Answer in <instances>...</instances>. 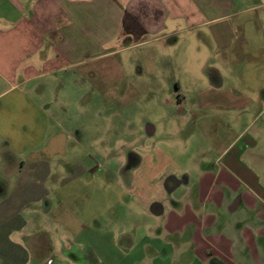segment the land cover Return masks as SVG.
<instances>
[{"label": "crops", "instance_id": "crops-1", "mask_svg": "<svg viewBox=\"0 0 264 264\" xmlns=\"http://www.w3.org/2000/svg\"><path fill=\"white\" fill-rule=\"evenodd\" d=\"M189 39L209 40L213 53L183 56L179 69L193 76L182 88L173 82L180 109L170 120L186 125L204 110L205 130L220 122V132L204 139L216 143L208 147L213 161L203 152L185 167L192 137L169 140V152L147 125L119 183L129 204L140 198L135 230L131 219L120 224L104 212L106 203L101 211L96 192L80 200L90 214L80 215L76 192L48 198L67 179L62 140L79 137L78 129L73 136L55 126L44 138L47 124L59 123L52 109L62 117L69 102L67 85L56 87L53 78L83 67L107 78L111 64L100 61L120 50L134 54L143 74L170 61L177 69L176 55L158 45ZM44 92L37 104L27 96ZM18 103L24 122L13 127L17 136L0 132L11 149L0 152V264H264V0H0V128L14 126ZM70 167L71 177L83 171L77 159ZM187 173L197 174L192 182Z\"/></svg>", "mask_w": 264, "mask_h": 264}, {"label": "rangeland", "instance_id": "rangeland-1", "mask_svg": "<svg viewBox=\"0 0 264 264\" xmlns=\"http://www.w3.org/2000/svg\"><path fill=\"white\" fill-rule=\"evenodd\" d=\"M194 36L195 34H193ZM189 40L192 43L187 41L181 43L180 40L175 45L169 43L158 45V49L161 48V52L166 50L170 58L176 55L174 57L178 65L177 69L172 67V62L170 61V66L168 63V66L163 68V70H159L152 75H146L141 73L138 66L139 61L134 59L132 52L120 50L118 54L100 61V63L111 64L110 76L106 75L107 78L101 70L97 72L91 67H83V70L79 68V73L68 71L67 74L63 73L59 76L60 78H53L56 82V87L61 84L67 85L66 96L69 102L68 108L64 107L62 109V117H59V110L52 109V116L57 117L56 120L59 123L51 126L47 124L48 130L44 138L46 139V136L55 133V126H59V129H64L68 134L72 135L78 129L79 137H73V140H66L65 142L62 140L63 149L67 151L65 160L68 161L61 166L63 177L66 176L67 179L64 180L59 188H54L52 193L49 192L48 198L58 199L61 197L66 200L70 193L74 194L76 192V195L79 196V208H81V213H79L82 215L84 213L90 214L91 205L80 200L82 198H91L93 192H96L101 197L98 199L101 204V211L104 208L102 205L106 203L109 209L108 211L104 210V212H108L111 215L115 213L120 220V224L124 220L129 222L131 219L132 229L135 230L134 226H140L141 223V220L138 219L140 217L138 213L140 198L133 195L131 204H129L127 200L129 195L123 192L122 187L119 188V183L122 181L123 171L126 170V166L133 164V161H135L134 154L132 153L131 157H129L128 152L133 146L140 147L141 141L145 138V127L147 125L155 127V132L151 138L157 136L159 140H162L163 149L167 148L166 145L169 144V140H183L186 136L192 137L189 151L186 150L188 151L187 156L181 158V161L185 160L186 162L185 167H191L192 164H188V162L197 160L200 158V153L203 152L207 160L213 161L214 156L208 151V147L214 148L216 143L210 142L206 146L204 139L207 136L211 137L210 139L214 138V133L218 129V132H220L222 129L220 122L210 125L208 130L206 124V131L203 128L205 124L199 121V116L207 114L204 110L196 112L194 116L195 118L197 117L196 120L188 122L186 125H181L180 122L173 124L170 120L173 112L180 109L177 105L176 96L171 93L174 89L173 82L179 79L182 88L184 80H188V74L193 76V73L188 72V70L181 71L179 69L180 63L184 62L183 56L186 59L188 55L198 52H203L206 56L213 53L214 46L209 40L205 46L196 45L192 39ZM145 83H149L152 88L145 90ZM42 85H46L45 81L41 82V86L38 85L36 87L40 88ZM38 95L36 93L27 94L32 101L37 98L36 104L40 103V96L48 97L47 92ZM184 95L190 96L186 92ZM165 99L170 101L169 104L160 103ZM17 105H21V103L16 104L13 110L14 126H8L9 123H5L0 128V132L3 135L15 134L12 136L13 139L17 136V132L13 127H18V122L19 124L24 122L22 120L23 115L19 110L21 107ZM245 121L248 120H244L243 124L247 123ZM173 125L180 128V130L171 132ZM257 125V123L255 125L251 124L249 131H252ZM22 126L20 124V127ZM32 135L33 133H30V136ZM54 143H52L53 149ZM7 147V143L0 139V152H11V149ZM169 147L171 146L168 145ZM173 149L171 147L169 152ZM180 153L182 154V151ZM170 155L169 157L167 156L169 159H171ZM22 157L23 154L19 158L14 156L13 161L17 164L16 160H20ZM76 159L79 161L83 171L76 168V171L79 172L78 175L71 177L75 170L70 165ZM58 160L59 158L57 159V157L53 158L51 161L52 165L58 164L56 163ZM16 164L13 165L16 166ZM170 174H174L173 176L182 180V174H175L174 172ZM6 175L5 173L3 178L6 179ZM186 175L188 176V181L192 182L197 174L187 173ZM127 176L125 180L130 181V177ZM105 185L107 186L106 188H104ZM164 195L166 196V193ZM105 198L107 199L105 200ZM68 205L71 206V203ZM141 229V227H138V231H141ZM134 230L133 237L134 234L138 237L139 233L134 232Z\"/></svg>", "mask_w": 264, "mask_h": 264}]
</instances>
